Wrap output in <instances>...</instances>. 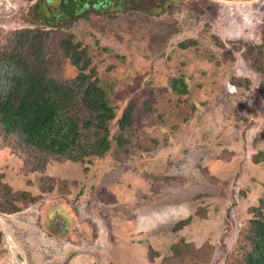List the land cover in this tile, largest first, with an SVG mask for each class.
<instances>
[{"label": "rangeland", "instance_id": "374dc122", "mask_svg": "<svg viewBox=\"0 0 264 264\" xmlns=\"http://www.w3.org/2000/svg\"><path fill=\"white\" fill-rule=\"evenodd\" d=\"M100 10L73 23L61 0H0V45L34 28L35 14L53 25L50 74L72 78L61 46L72 33L117 117L133 103L136 120L123 145L113 139L85 163L51 158L35 170L0 145V264H164L175 254L174 264H225L264 201V162H254L264 88L238 49L261 42L264 0H108ZM110 128L121 134L116 120ZM146 138L157 149L142 150Z\"/></svg>", "mask_w": 264, "mask_h": 264}, {"label": "trees", "instance_id": "16d2710c", "mask_svg": "<svg viewBox=\"0 0 264 264\" xmlns=\"http://www.w3.org/2000/svg\"><path fill=\"white\" fill-rule=\"evenodd\" d=\"M107 1L61 0V10L74 23L81 15L90 19L91 14L97 10L99 13ZM91 6L95 11L85 13ZM109 15L111 18L118 16ZM33 22L34 28L19 30L7 39L8 44L0 45L1 147L23 151L22 157L26 153L31 159L27 167L35 170L44 168L51 158L80 163L91 157L103 158L111 150L113 139L123 145V132L135 125L134 104L117 117L106 90L99 85L97 69L92 66L88 49L82 47L81 42H75L72 33L61 40V46L78 73L72 78L52 76L45 48L52 31L47 27L53 25L48 20H39L35 14ZM186 44L182 46L186 48ZM238 49L243 50V59L260 76V87L264 88V32L259 44H244ZM239 85L248 88L249 81ZM171 87L179 95L187 93L182 78L173 79ZM262 103L264 105V99ZM114 120L121 131L116 138H112L110 128ZM139 145L142 150L151 152L157 149L159 142L146 138ZM260 155L254 158L255 163L264 162V154ZM0 207L3 206L0 204ZM14 209L12 205L10 210L5 208L2 212ZM240 235L238 246L226 255L225 264H264V201L253 209V217ZM175 258L176 254L163 262L174 264Z\"/></svg>", "mask_w": 264, "mask_h": 264}]
</instances>
